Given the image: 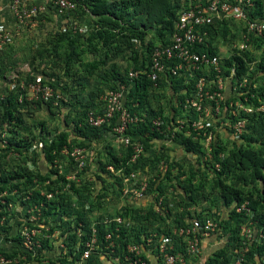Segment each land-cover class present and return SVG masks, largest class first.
Here are the masks:
<instances>
[{
	"label": "trees",
	"instance_id": "trees-1",
	"mask_svg": "<svg viewBox=\"0 0 264 264\" xmlns=\"http://www.w3.org/2000/svg\"><path fill=\"white\" fill-rule=\"evenodd\" d=\"M74 1L76 4L75 9L68 14L77 18L76 21L78 23L85 24V34L78 31L72 24L69 30L58 33L53 37L50 47V51L63 47L61 60L63 61L64 74L76 65L80 69L79 72L89 77L97 74L105 64H112L111 61L113 59H124L127 63V68L123 72L111 66L108 70H104L99 78L102 84H107V91L114 90L118 86L125 88L123 105L131 115L135 112L139 115L141 107L143 105L147 106L149 95L153 96L151 90L155 86L161 88L163 92H170L177 100V103L179 101L182 102L185 97L191 94L193 91L191 84L185 85L181 78L171 76L168 73L162 75L155 86H153L144 75L129 79L127 72L129 69L133 71L145 69L149 64L152 50L157 46L169 43L178 15L196 0ZM197 1L202 4L207 2V0ZM249 1L251 2V7L248 8V17L264 19V0ZM219 26H221L219 30L215 29L216 26L208 27V39L212 37L211 34L217 36L218 33L222 37H236L235 33L231 31V29L235 30L236 26L230 24V28L226 22H222ZM206 44L207 47L200 46L199 50L201 52L206 51L212 55L217 54L215 48L208 43V40ZM252 49L254 48H251L250 51L240 52V56L233 54L228 59H222L220 67L223 72L227 73L228 66L232 65L236 76L244 75L247 71L248 63L254 59ZM85 55L90 57L86 61L84 60ZM169 64L172 63L170 62ZM256 67L263 70V64H257ZM35 71L38 72L36 67ZM5 73V65L0 64V79L2 81ZM40 73L48 80L57 78L53 73L49 74L44 71H40ZM254 76L249 74L248 78L252 80ZM256 79L254 78L253 81ZM61 83L56 82L55 84H58V86L50 83V86L59 88V86L62 87L63 85ZM262 89L263 87L260 86L257 90L251 91L258 92ZM19 92L20 90H10L7 93L5 102L0 101V132H3V130L10 131L11 128H19L23 123V120L17 115L18 108L21 106ZM88 97H92V93ZM96 97V95L92 97L88 101L89 103L87 101L83 103L77 102L79 111L77 110V114H72L73 116L69 114L72 111L70 108L75 107L77 104H66L63 100L57 103V110L66 113L61 115V131L53 136H48L43 131L44 129H40L42 142L45 143L41 159L46 164L52 165L53 160L59 156V150L62 147L71 148V146H77L89 148L92 142L96 143V148L102 146V149L105 150L102 155L103 160L99 159V152L101 151H97L93 162L85 167V169H88V166L94 167L96 170L94 183L96 181L99 187L98 190L100 189L99 192L97 190V198L106 196L107 187H103V184L113 185L115 183L120 187V179L106 170V166H111L114 171L121 170L123 174H126L131 170H141L143 165H146L147 168L155 166L160 160L166 165L164 173H158L153 179H148L144 194L145 199L148 200L147 210H142L143 208L127 210L129 208L126 206L123 207L124 214H118L122 218L133 217L138 222L135 226H115L113 223L106 227H103L104 225H101V223L94 226L96 230V245L100 247L102 252L108 251L105 250L107 242L104 241L103 237L105 232H110L111 240L114 244L111 248L112 252H114L120 264H126L123 259L125 246L127 244H140L143 246L145 239H147L148 228L141 223L144 218L151 219L157 223L156 225L150 222V225H154L156 228L150 227L148 230L150 232L149 235L154 236L151 237L153 243L161 241L162 236L170 235H165L167 231L163 228V224L161 225V222L164 221L162 217H169L173 214V219L177 221V225L172 227H184L187 223L182 218L185 212H178L179 205L190 206L195 204L207 185L209 193H212L216 201H218V208L221 207L222 211L228 210V216L222 218L220 213L212 209L205 212L201 211L202 214H196L195 218H193L199 223L206 219H211L217 223L218 228L222 232L215 233L216 238L222 240L221 245L209 251L203 264H234L235 260L240 257L234 255V253L237 252L236 250L240 252L241 248L246 250L242 253L241 261L238 264H264V112L253 113L247 117L246 132L240 137L241 141L232 144L229 149H225L224 146L221 147L219 144L220 140L216 139L217 142L214 143L210 152V160L205 161L203 160L204 151L202 146L198 140H192L194 133L185 136L183 135L184 129L178 132L172 131L175 126V119L183 117L182 105L180 106L179 104V109L170 107L168 110H163L159 106L157 108L147 107L144 110L145 119L130 125L126 131L132 142L141 143L143 150L139 157L131 162L129 147L117 154L110 145L106 144L105 134L110 130V125L94 128L85 121V114L93 106H99ZM49 104H52L51 101L46 103L47 108ZM57 112L56 115L60 116L59 112ZM155 118H158L159 121L157 126L152 124ZM113 122L115 121L112 120ZM171 135V143L177 148V153L174 155L172 151H168L170 145H165ZM5 142L8 150L5 149L3 153H0V160L7 155L9 150L16 152L18 155L23 154L29 145L25 141L15 142L11 138L6 139ZM222 152H225V154L223 153L222 158H219L218 156ZM178 157L182 158L180 162L177 161ZM186 157L191 159L190 163L185 162ZM68 161L66 160L67 164ZM216 164L218 165L217 169L214 168ZM20 168H18V172L13 174L10 172L5 173L2 172L4 168L0 164V181L3 183L0 185V191L6 188L11 179L16 181L14 182L15 184L10 183L9 189L16 188L18 190L29 186L33 177L39 182L49 180L50 185L43 187L45 192L52 191L51 187L57 183V180L61 181V183L64 182L63 177L57 175L52 168H49V174L53 175V177L51 176L52 178L44 172H37L32 175L31 172L21 171ZM55 176L57 180L54 178ZM83 182L84 179L79 178L78 182L69 183L74 195L79 192L78 187L82 185L85 187L86 184ZM38 198V193H34L31 202L36 201ZM158 198L162 199L161 206L159 212H155L153 207ZM67 199V197L63 199L57 206L42 199L45 206L42 209V215L44 217L51 216L53 217L52 220H62L64 217L69 219L71 217L73 220L69 219L63 223V229L67 232L69 238V247L76 244L82 247V241L90 233V226L84 219L82 209H77L74 212L70 209ZM243 202L248 203L251 212L249 220L252 224L253 239L250 242H246L238 233L240 224L246 223L247 217L234 211V207ZM141 213L144 216H141ZM77 223L81 224L82 236L80 238H76L74 234ZM115 228H117V231H114ZM218 235L221 237H218ZM173 240L179 241L180 244H177V246L173 244L175 251L181 250L180 252L184 253L182 239L172 235V243ZM11 254L13 255L14 253ZM69 255L71 257L70 262L65 260L58 262L60 264H71L76 256L72 255V250H69ZM6 256H10L9 253ZM140 258L145 260L143 255H140ZM48 262L53 264L51 260H48ZM86 264L99 263H96L93 257L89 256Z\"/></svg>",
	"mask_w": 264,
	"mask_h": 264
},
{
	"label": "built area",
	"instance_id": "built-area-1",
	"mask_svg": "<svg viewBox=\"0 0 264 264\" xmlns=\"http://www.w3.org/2000/svg\"><path fill=\"white\" fill-rule=\"evenodd\" d=\"M74 0H53L51 11L59 18L67 16L75 9ZM251 7L249 0H207L206 4L194 1L189 4L187 9L183 10L174 23V31L169 39V43L155 47L149 58V64L145 69L133 71L128 70L129 79L144 77L152 83L153 86L165 73L171 76L181 78L183 84L192 85L193 91L185 97L182 102V118H176L173 132L184 129L183 135L189 136L194 133L192 140H198L204 151L203 160H210V152L216 139L227 142L229 146L239 143L240 137L246 132L247 117L253 113L264 112V64L263 70L256 72L254 78L261 76L260 81H253L248 78L250 74L252 61L248 63L247 71L242 76H236L234 67L228 66L227 73H224L220 67L222 59H228L233 54L240 56V52L250 51L251 48L264 50V19L248 17V8ZM7 10L11 21L22 24L25 21L35 19L50 11L43 3H26L24 0H7ZM2 7L0 5V49L3 44L10 42L11 35L7 28L2 24ZM226 22L228 26H236L235 38L229 46V54L220 57L219 54H209L201 52L200 46L207 47L206 41L209 37V26H219ZM231 28V27H230ZM228 55V56H227ZM172 64H169V63ZM232 64V63H230ZM226 85H229L227 88ZM262 90L256 92L258 87ZM17 84L11 80L8 88L14 89ZM20 89L27 92L31 99H42L57 105L63 100V95L56 90L40 83L39 77L32 79L26 86L20 84ZM259 94V95H258ZM125 88L118 86L114 90H108L103 97L102 108L97 111H90L86 114L85 121L94 128L102 126H111L105 137L111 138L118 143L122 149L130 148V161H135L142 153V145L139 142H132L126 134L128 127L135 124L137 117L131 115L123 105ZM21 99V97H19ZM112 120L115 121L112 123ZM112 123V125H111ZM153 125L157 126L158 121L154 120ZM172 135L165 142V145H172ZM42 141L32 146L35 152L42 158ZM220 144V143H219ZM92 142L89 148L86 147H62L59 150L60 155L71 162V169L62 173L60 170V161L57 158L53 160L49 168L55 169L57 175L63 177L64 182L58 181L51 187L52 191L46 193L38 191L39 203L23 204L30 199L31 191L18 190L13 188L11 191H0V264H60L58 261L70 260L69 250L76 256L71 264H86L91 251L96 245L95 227H89L88 237L82 241V247L78 244L71 246L67 232L63 229L65 217L62 220L50 221L48 216L44 217L42 209L44 208L42 199L50 200L59 192H67L70 182H78L79 177L83 175V170L94 160L95 153ZM218 145V143H217ZM221 145V144H220ZM6 142L0 139V153L6 149ZM9 154V152H8ZM223 155L219 154V158ZM89 162V164H87ZM186 163L191 159L186 157ZM67 163L64 164V167ZM217 169L218 165H214ZM111 174L120 179L121 193L131 200L145 199L148 179H153L148 175L147 169L131 170L123 174L121 170L114 171L111 166H106ZM166 170V165L162 160L157 163V171L162 174ZM50 177L53 175H49ZM51 177V178H52ZM34 186H37L35 179L32 180ZM44 187L50 185L49 180L41 182ZM12 197L17 205L13 206L9 198ZM161 198H158L153 209L159 212ZM22 203V204H21ZM13 206L18 213L16 217L10 215L9 209ZM23 210V214H21ZM235 213L243 214L247 217V222L241 225L239 236L246 242L253 239L251 229V212L247 202H243L234 207ZM10 215V216H9ZM15 217V220H8ZM109 223L119 226L122 220L119 217L105 221L106 227ZM216 223L211 219H206L199 223L191 219L183 227H172L169 236H162L158 245V252L162 256L163 264H187L186 257L198 254V252L207 248L206 238L212 234ZM12 231V234H11ZM14 231V232H13ZM117 231V228L114 229ZM76 238L82 236L81 224L77 223L74 232ZM171 235L182 239L184 244V253L175 251L170 240ZM104 241L109 248L113 247L111 233L105 232ZM246 249H241L245 251ZM10 256H6L8 254ZM11 253H14L13 255ZM141 252L137 244H127L123 259L126 264H150L140 258ZM237 260L235 264H238ZM70 262V261H69Z\"/></svg>",
	"mask_w": 264,
	"mask_h": 264
},
{
	"label": "rangeland",
	"instance_id": "rangeland-1",
	"mask_svg": "<svg viewBox=\"0 0 264 264\" xmlns=\"http://www.w3.org/2000/svg\"><path fill=\"white\" fill-rule=\"evenodd\" d=\"M53 0H37V2H42L46 7L51 8ZM77 18L72 16L71 14H67V16H64L62 18L57 17L54 15L50 9V11L43 16H39L35 19L30 20V22L25 21L22 24L14 23L13 21L10 22V24L6 25V28L8 32L11 35L10 42L7 44H3L0 49V64L5 65V71L4 74V80L2 81L0 79V101L5 102L7 93L10 91L8 88L9 82L11 80H14L17 84V87H15L14 91L20 90L19 92V102L21 103V106L18 108V116L23 120V123L21 127L19 128H11L10 131L3 130V132H0V139L3 141H6V139H13L15 142L19 141H25L28 145V148L26 149V152L23 154L18 155L16 152H12V150H9V154L0 160L1 167L4 168V171L2 172H18V168L21 169V171L25 170L26 172H31L32 175H35L37 172L46 173L49 174V164H46L43 159L39 156V153L35 152V149L32 148L34 144H37L38 142L42 141L40 136V129L47 133L48 136H53L57 134V132L60 130V119L61 115L64 113V111L57 110V106L53 104H49V107L47 108L46 103L42 101V99H31L29 94L27 92H23L19 85H27L32 79L35 77H39L40 83L44 86L49 87L51 90H56L60 94L63 95V98L65 99L64 102L70 103V104H77L75 107L70 108L72 111L69 113L70 116H73L72 114H77L78 110V103L86 102L92 99L95 95L97 96V103L99 106L92 107L88 112L95 111L97 108H100L103 104V97L105 93L107 92V84H102L100 80V76L104 70H108L111 66H114L116 69H118L120 72H123L125 68H127V63L124 61V59H113L111 62L112 64H105V66L99 70V72L93 76H85L83 73L79 72V68L74 65L71 70H68L66 74H64L63 69V61L61 60V56L63 54V47L55 48L54 50L50 51L51 42L53 41V37L61 32H65L69 30L72 27V24L74 27L78 29V31L85 34V24L84 23H78L76 21ZM75 22V23H74ZM221 26H216L215 29L220 28ZM211 32V31H210ZM229 35V34H228ZM208 39V43L211 45V47L215 48V52L220 55V57L223 58L226 54H229V46L231 42L234 40V37H222L219 33L217 36H213ZM228 56V55H227ZM252 56L253 61L252 64H250L251 71L250 74L255 75L256 72L262 71L261 69L257 68V64H264V50H261L259 48L252 49ZM90 57L89 55L84 56V60H88ZM120 60V61H118ZM119 62V63H118ZM35 67L38 72L35 71ZM40 71H44L46 73H53L55 78H52L48 80L47 78L43 77ZM74 74V75H72ZM52 77V76H50ZM70 77V78H69ZM74 77V78H73ZM103 79V77H101ZM30 79V81H29ZM58 79V80H57ZM74 79V80H73ZM43 80V81H42ZM73 80V81H72ZM257 81L261 80V76L256 79ZM43 82V83H42ZM56 82H62L61 86L52 88L50 86V83L53 85L58 86V84H55ZM64 85L65 88H64ZM228 88L229 85H226ZM56 88V89H55ZM64 88V89H63ZM23 92V94H21ZM152 95H149V102L146 105H143L140 109L139 115L135 112L134 116L137 117L139 120L138 122H141L145 119L146 115L144 114V110L146 108H157L162 107L163 110H168V108H176L179 109V104L181 106V102L179 101L177 103V100L173 95L170 94V92L165 91L163 92L161 88L156 87L151 90ZM92 93V97H88ZM78 102V103H77ZM149 104V105H148ZM59 112L60 116L56 115V112ZM79 111V110H78ZM57 112V113H58ZM87 112V113H88ZM86 113V114H87ZM66 114V113H64ZM85 114V116H86ZM153 120L158 121V118H155ZM159 122V121H158ZM46 134V135H47ZM44 135V133H42ZM106 144L110 145L113 148V151H115L117 154L121 153L123 150L122 147L114 142L111 138L105 137ZM220 146L225 149H229L231 146L228 145L227 142L220 140ZM72 147V146H71ZM155 147V145H154ZM6 149L8 150L7 146ZM94 153L99 152V159L101 158L103 160V154L105 152L104 149H102V146L100 147H94ZM168 151H172L173 155L177 153V148H175L173 145H170L168 147ZM170 153V152H169ZM225 154V152L220 153L221 155ZM170 155H172L170 153ZM172 155V156H173ZM64 155L57 156L58 163L60 161V170H62V173L68 172L71 169V162L68 161V164L66 167H64V164L66 163ZM68 158V156L66 157ZM182 160L181 157L177 158V161L180 162ZM89 164V162H87ZM142 169H147L148 175L154 177L157 176V165L155 166H149L147 168L146 165H143L141 167ZM2 170V168H1ZM55 170V169H54ZM95 168L89 167L83 170L82 177L86 185L85 187L82 185L78 187V193L74 195V191L70 188H68L67 192H59L58 194L54 195L50 200H47V202L54 203L56 206L62 202L63 199L66 197L68 198V205L70 209H72L74 212L79 209L83 211L84 219L87 222V224L91 227H94L96 224L104 225L105 221H110L112 218L119 217L122 220V224L125 227L127 226H135L138 222L134 220L133 217L127 216L122 218L118 214H124V208L128 206L127 210L135 209V208H143L142 210H147L148 208V200L142 199V200H131V198L124 196L121 193V186L118 187L115 183L113 185L109 184H103V187L106 186V196L102 198H97L96 194H98V184L94 180L95 179ZM35 179L36 183H38L37 186H34L33 183L26 188H22L23 192H26L27 190H32L30 199L24 202L23 204H27L31 202V199L34 195V193H38V191H42L44 193L45 190L43 189V186L41 185V182L37 181L35 177L32 178V180ZM107 179V178H105ZM16 180L11 179L9 181L8 185L4 190L11 191L12 189H9L10 183L15 184ZM98 181V180H97ZM3 184L0 181V185ZM83 187V188H82ZM98 190V192H97ZM97 192V193H96ZM178 199V198H177ZM9 200L14 203L13 206L17 205V202H14L13 198L10 197ZM169 200V199H168ZM33 203H39L38 200L34 201ZM142 203V204H141ZM22 204V203H21ZM51 204V205H52ZM178 204V203H177ZM13 206L10 207L9 212L10 215L16 217L17 211ZM44 206V203H43ZM182 209H181V207ZM45 207V206H44ZM218 201H216L214 195L209 193V187L206 185L205 189L203 190V193L198 197L195 204H191L190 206H184L182 204L178 207V212L184 211L185 215H183V220L186 222H189L191 219L195 218L196 214H200L201 211H209L212 209H215L222 218H226L228 216V210L222 211V208H218ZM21 214H23V210L20 211ZM73 212V213H74ZM178 214V213H176ZM181 214V213H180ZM202 214V213H201ZM9 215V216H10ZM141 216H144L141 213ZM15 217L12 219H8L10 221L15 220ZM49 220L52 221L53 217L48 216ZM164 219L163 222H161V225L167 231L165 235L171 234V228L173 225H177V221L173 219V214H171L169 217H162ZM178 218V217H176ZM69 219L73 220L71 217ZM68 217H65V222H67ZM189 220V221H188ZM227 220V219H224ZM150 222L153 224L157 223L152 221L151 219L144 218L141 223L143 226L147 227V239H145L143 246L140 244L139 250L141 252V255L145 258L146 261H148L146 257L147 254H151L153 257V260L155 259L157 264H163L162 256L158 252V245L160 244V240L158 243H153L151 240V237H154L152 235H149L150 232L148 231L150 227L153 229L156 228L154 225H150ZM111 224V223H109ZM160 225V226H161ZM240 224L238 228L241 227ZM14 232V231H13ZM217 232H221L220 228H218L217 223L215 226L214 231L212 234H215ZM12 234V231H11ZM211 234V235H212ZM172 236V235H171ZM174 236V235H173ZM218 237H221L218 235ZM242 238V237H241ZM177 239V238H176ZM244 239V238H242ZM171 240V237H170ZM245 240V239H244ZM174 246L179 244V241L173 240ZM180 245V244H179ZM220 246V245H219ZM243 247V246H242ZM108 245H106L105 250L102 252L100 247L97 245L93 250L91 251V255L96 263L99 264H120L118 258L114 255V252H112V249L109 248ZM243 249V248H241ZM183 250V249H182ZM181 251V250H178ZM237 254L234 253V255H238V257L242 256V253L244 251H238L236 250ZM145 253V254H144ZM238 258L235 260H240L241 258ZM149 262V261H148ZM235 264V263H234Z\"/></svg>",
	"mask_w": 264,
	"mask_h": 264
},
{
	"label": "crops",
	"instance_id": "crops-1",
	"mask_svg": "<svg viewBox=\"0 0 264 264\" xmlns=\"http://www.w3.org/2000/svg\"><path fill=\"white\" fill-rule=\"evenodd\" d=\"M24 1L26 3H32V4L42 3V2H37V0H24ZM0 5L2 7V13H3L2 24L4 27H6V25H8V24H10V22H12L11 18L9 16V12L7 10V0H0ZM117 59H121V58H117ZM118 61H120V60H118ZM101 108H102V106H100V109ZM97 110H98V108L95 111H97ZM206 242H207V248L205 250L198 252V254H196V255L186 257L187 264H203L204 260L206 259V255L209 253V251L212 248L221 245L222 240L217 239L216 234H212L209 236V238H206ZM145 255H146L150 264H157L156 260L155 259L153 260V257L151 256V254L146 253Z\"/></svg>",
	"mask_w": 264,
	"mask_h": 264
}]
</instances>
